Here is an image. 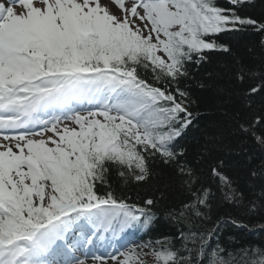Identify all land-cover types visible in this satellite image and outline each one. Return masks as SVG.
Instances as JSON below:
<instances>
[{"label": "snow or ice", "instance_id": "6c2138e0", "mask_svg": "<svg viewBox=\"0 0 264 264\" xmlns=\"http://www.w3.org/2000/svg\"><path fill=\"white\" fill-rule=\"evenodd\" d=\"M250 2L0 0V264H264V239L235 234L264 233V61L220 74L235 155L259 163L233 175L215 127L183 142L193 66L231 54L229 33L264 50Z\"/></svg>", "mask_w": 264, "mask_h": 264}, {"label": "trees", "instance_id": "16d2710c", "mask_svg": "<svg viewBox=\"0 0 264 264\" xmlns=\"http://www.w3.org/2000/svg\"><path fill=\"white\" fill-rule=\"evenodd\" d=\"M224 3V0H220ZM242 15H250L256 19L264 20V0H251L241 9ZM221 41L227 43L231 48V54H224L220 52H213L209 55V62L203 64L199 69L193 66V79L186 81L189 90L192 93L193 99L197 102V111L202 113L201 118L197 122L199 128L189 129L184 143L189 146L190 156L197 150L199 144L203 143V132L207 127H215L218 131L224 134V143L231 144V155H228V149L223 150L226 161L233 166V175H239L243 178L248 167L255 166L259 160H255L252 165H247L245 162L247 157L244 155L237 156L236 152L240 151L238 141L239 138L232 136L231 122L224 113L229 110H235L239 107V103L234 99L228 100V85L226 78H220L221 72L231 64L232 59L241 58L245 63L250 65H258L264 61V50L258 46V37L251 33H229L220 37ZM211 77V78H210ZM203 83L204 88H200L199 84ZM257 105L259 107V98H257ZM252 155L255 157L264 156L254 149ZM147 185L128 186L124 191L133 198L139 194L145 195ZM158 195V193H157ZM235 210L227 207L220 209V215H228ZM259 223L258 220H251V224ZM171 231L167 221L161 217L156 221L147 235L148 238H156L161 234H168ZM235 232V230H231ZM238 238L242 237L246 240L259 241L264 239V233L252 234L235 232ZM228 233L226 232V236Z\"/></svg>", "mask_w": 264, "mask_h": 264}]
</instances>
